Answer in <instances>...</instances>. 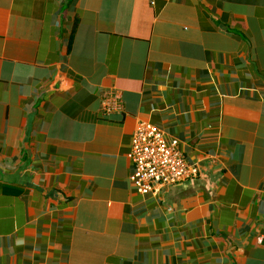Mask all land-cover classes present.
Segmentation results:
<instances>
[{
	"label": "crops",
	"instance_id": "0c3cea01",
	"mask_svg": "<svg viewBox=\"0 0 264 264\" xmlns=\"http://www.w3.org/2000/svg\"><path fill=\"white\" fill-rule=\"evenodd\" d=\"M0 264H264V0H0Z\"/></svg>",
	"mask_w": 264,
	"mask_h": 264
},
{
	"label": "built area",
	"instance_id": "2783aa9c",
	"mask_svg": "<svg viewBox=\"0 0 264 264\" xmlns=\"http://www.w3.org/2000/svg\"><path fill=\"white\" fill-rule=\"evenodd\" d=\"M121 108L120 101L108 100L106 114ZM129 157L135 165L132 182L140 193L155 191L157 185L169 186L198 176V168L190 165L177 147V141L168 142L155 125L140 122L132 137Z\"/></svg>",
	"mask_w": 264,
	"mask_h": 264
}]
</instances>
